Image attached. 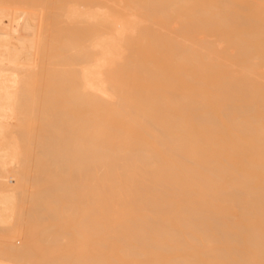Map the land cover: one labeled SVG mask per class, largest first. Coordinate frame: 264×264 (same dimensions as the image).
Segmentation results:
<instances>
[{"label": "bare ground", "instance_id": "6f19581e", "mask_svg": "<svg viewBox=\"0 0 264 264\" xmlns=\"http://www.w3.org/2000/svg\"><path fill=\"white\" fill-rule=\"evenodd\" d=\"M0 232V264H264V0H0Z\"/></svg>", "mask_w": 264, "mask_h": 264}, {"label": "rangeland", "instance_id": "374dc122", "mask_svg": "<svg viewBox=\"0 0 264 264\" xmlns=\"http://www.w3.org/2000/svg\"><path fill=\"white\" fill-rule=\"evenodd\" d=\"M11 224H12V223H11ZM14 224H15V223H14ZM12 225H13V224H12ZM12 225H11V226H12ZM1 232H2V231H1ZM1 232H0V233H1ZM1 234H2V233H1ZM0 241H1V240H0Z\"/></svg>", "mask_w": 264, "mask_h": 264}]
</instances>
